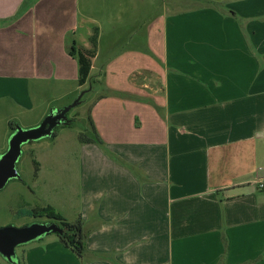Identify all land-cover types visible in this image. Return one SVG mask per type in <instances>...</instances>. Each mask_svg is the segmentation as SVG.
Returning <instances> with one entry per match:
<instances>
[{
  "label": "crops",
  "instance_id": "1",
  "mask_svg": "<svg viewBox=\"0 0 264 264\" xmlns=\"http://www.w3.org/2000/svg\"><path fill=\"white\" fill-rule=\"evenodd\" d=\"M157 1L0 0V118L42 121L47 82L79 86L69 52L96 30L79 89L106 90L54 188L85 256L52 239L20 264H264V0Z\"/></svg>",
  "mask_w": 264,
  "mask_h": 264
},
{
  "label": "rangeland",
  "instance_id": "2",
  "mask_svg": "<svg viewBox=\"0 0 264 264\" xmlns=\"http://www.w3.org/2000/svg\"><path fill=\"white\" fill-rule=\"evenodd\" d=\"M164 1H157L159 3L157 12L160 14L164 7ZM170 1L172 0H167L165 10H167L166 7H169ZM155 13V10L152 13H147V10H145L144 34ZM102 43H105V41ZM102 60L101 58L98 62L100 63ZM47 83L49 89L45 91L46 98L42 97L41 99L47 101L43 109H47L48 114L52 110H62L71 106L82 96L81 103L67 115L72 124L56 128L57 137L23 145L22 155L17 164L21 180L10 181L5 189L0 192V228L10 226L22 228L34 223H53L59 226V221L46 217L36 218L30 212L36 208H44L49 200L55 202L57 195L54 188L61 186L62 181L66 179L70 180V183L75 181L76 166L75 164L73 166L72 162L78 153L80 137H92L94 135L91 124L92 110L95 98L106 91L103 82L96 83L93 90L91 89L92 84L79 89L76 82H70L54 89L56 85L54 82ZM69 92H78L79 95L76 98L66 97L65 94ZM47 115L43 117L42 121H32L33 119L30 116L15 110L13 107L6 112H2V118H0V156L8 150L9 140L14 132L10 126L11 123L14 124L15 128H34L39 126ZM55 203L58 204V208H61V212L67 216L66 219L70 223L75 222V215H73L72 210H69L61 202L57 201ZM52 239L59 240L58 235L52 234L38 242L18 247L16 250L17 256L23 261L24 254L29 248L37 247L44 240L50 241ZM0 261L9 264L1 256Z\"/></svg>",
  "mask_w": 264,
  "mask_h": 264
},
{
  "label": "water",
  "instance_id": "3",
  "mask_svg": "<svg viewBox=\"0 0 264 264\" xmlns=\"http://www.w3.org/2000/svg\"><path fill=\"white\" fill-rule=\"evenodd\" d=\"M82 96L71 106L62 110H52L37 127L24 129L16 127L9 140L8 150L0 156V192L12 180H21L17 164L25 144L53 138L59 126L69 124L68 113L81 103ZM60 226L53 223H34L22 228H0V256L9 264H20L17 248L43 240L52 234H63Z\"/></svg>",
  "mask_w": 264,
  "mask_h": 264
},
{
  "label": "trees",
  "instance_id": "4",
  "mask_svg": "<svg viewBox=\"0 0 264 264\" xmlns=\"http://www.w3.org/2000/svg\"><path fill=\"white\" fill-rule=\"evenodd\" d=\"M98 30L95 31L94 35L91 38L92 49L86 50L74 43L70 49L71 57L75 58L79 64V86H84L91 75V70L93 67V62L96 58V50L98 47ZM72 121H69L70 125ZM91 124L95 131L93 122L91 120ZM12 130H15L14 124H10ZM54 137H57V133L55 132ZM80 141L85 143L84 137H80ZM92 142V141H87ZM31 215L36 218H49L52 220H56L60 222V228L64 231L62 235H58L59 241L65 248L70 250L75 256H77L80 260H82L86 253V239L87 234L84 231L83 221L79 218L77 221L70 223L67 219H65L62 215H60L53 207L48 206L44 208H36L33 209ZM19 261L21 262L20 258ZM22 263V262H21Z\"/></svg>",
  "mask_w": 264,
  "mask_h": 264
},
{
  "label": "built area",
  "instance_id": "5",
  "mask_svg": "<svg viewBox=\"0 0 264 264\" xmlns=\"http://www.w3.org/2000/svg\"><path fill=\"white\" fill-rule=\"evenodd\" d=\"M259 189L263 190L264 189V182L259 183Z\"/></svg>",
  "mask_w": 264,
  "mask_h": 264
}]
</instances>
